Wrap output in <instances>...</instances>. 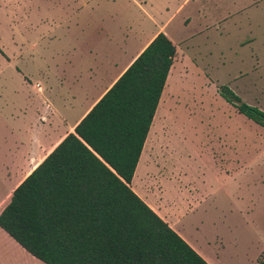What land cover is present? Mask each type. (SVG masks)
<instances>
[{
    "label": "rangeland",
    "instance_id": "obj_1",
    "mask_svg": "<svg viewBox=\"0 0 264 264\" xmlns=\"http://www.w3.org/2000/svg\"><path fill=\"white\" fill-rule=\"evenodd\" d=\"M17 1L9 0L10 8H0V44L6 47H14V32L9 28L18 27ZM21 1L33 5V0ZM182 1L153 3L174 10ZM185 16L192 17L188 25L183 23ZM200 23L213 27L206 33L204 28L196 32ZM170 31L176 43L193 37L180 44L179 58L157 110L155 125L163 128L158 131L159 144L170 147L165 158L168 172L185 178L184 188L194 183L198 196L216 190L213 200L196 211L193 203L190 208L182 205L181 228L216 255V264H258L260 256L264 260V128L239 113L221 89L228 87L246 104L264 110V0H194ZM6 51L8 56H18L15 47ZM1 59L0 90H7V96L0 98V112L6 114L0 136L9 137L13 147L28 136L27 129L35 120L34 98L28 97L22 75L34 82L42 65L34 52L10 66ZM21 108H28L32 116L9 117ZM231 133L234 152L246 153L240 162L244 161L246 169L235 177L211 156L212 149L221 146L214 142L215 146L212 138L218 134L225 140ZM162 180L169 202L189 194V188L179 191L176 179Z\"/></svg>",
    "mask_w": 264,
    "mask_h": 264
},
{
    "label": "trees",
    "instance_id": "obj_2",
    "mask_svg": "<svg viewBox=\"0 0 264 264\" xmlns=\"http://www.w3.org/2000/svg\"><path fill=\"white\" fill-rule=\"evenodd\" d=\"M176 55L160 33L14 191L0 227L34 257L45 264H209L130 187ZM221 93L264 128L263 110L228 87Z\"/></svg>",
    "mask_w": 264,
    "mask_h": 264
},
{
    "label": "crops",
    "instance_id": "obj_3",
    "mask_svg": "<svg viewBox=\"0 0 264 264\" xmlns=\"http://www.w3.org/2000/svg\"><path fill=\"white\" fill-rule=\"evenodd\" d=\"M0 1V8H10L9 0ZM193 1L184 0L174 10L168 5L160 8L153 0H33V5L28 6L18 0L14 4L17 5L18 27L10 25L9 31L14 32L13 45L18 49V56H8L6 50L14 47L0 44L1 60L10 66L15 59H26L29 52H34L42 68L34 82L22 75L26 93L34 98L35 107V120L27 129L28 136L17 140L13 147L9 137L0 136V215L17 187L69 134L76 133L81 121L160 33L177 49L171 75L179 58L180 44L193 36L176 43L170 26ZM191 21V16L183 19L185 25ZM212 27L213 24L202 26L200 23L196 32L204 28L206 33ZM165 91L166 87L162 98ZM5 96L7 90L1 89L0 98ZM28 113V108H21L9 117L32 116ZM5 117L6 114L0 112L3 128ZM155 122L156 115L130 187L209 264H216L215 254H209L198 241L187 237L181 228L183 218L179 217L182 205L190 208L193 203L196 211L213 200L216 190L198 196L194 183L188 182L184 188L185 178L168 172L165 158L170 147L160 146L158 131L163 128H157ZM7 127L10 129V124ZM229 136H225V140L218 134L212 138V143L220 142L221 146L212 149L211 156L219 161L221 169L225 168L227 174L235 177L246 169L244 161L240 164L246 153L236 154L234 134ZM243 145L245 149L244 139ZM162 178L176 179L181 185L179 191L189 188V194L181 201L169 202ZM0 264L45 263L0 227Z\"/></svg>",
    "mask_w": 264,
    "mask_h": 264
}]
</instances>
